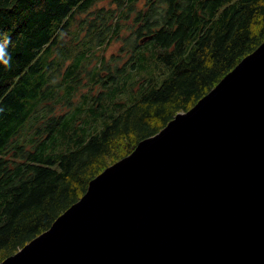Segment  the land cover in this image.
<instances>
[{
  "label": "trees",
  "instance_id": "trees-1",
  "mask_svg": "<svg viewBox=\"0 0 264 264\" xmlns=\"http://www.w3.org/2000/svg\"><path fill=\"white\" fill-rule=\"evenodd\" d=\"M263 39L264 0H0V261Z\"/></svg>",
  "mask_w": 264,
  "mask_h": 264
},
{
  "label": "water",
  "instance_id": "water-1",
  "mask_svg": "<svg viewBox=\"0 0 264 264\" xmlns=\"http://www.w3.org/2000/svg\"><path fill=\"white\" fill-rule=\"evenodd\" d=\"M0 264H264V39Z\"/></svg>",
  "mask_w": 264,
  "mask_h": 264
},
{
  "label": "clouds",
  "instance_id": "clouds-1",
  "mask_svg": "<svg viewBox=\"0 0 264 264\" xmlns=\"http://www.w3.org/2000/svg\"><path fill=\"white\" fill-rule=\"evenodd\" d=\"M8 42L4 44H0V63H3L6 67H11L10 60L11 56L7 54L6 45Z\"/></svg>",
  "mask_w": 264,
  "mask_h": 264
},
{
  "label": "rangeland",
  "instance_id": "rangeland-1",
  "mask_svg": "<svg viewBox=\"0 0 264 264\" xmlns=\"http://www.w3.org/2000/svg\"><path fill=\"white\" fill-rule=\"evenodd\" d=\"M102 4V2H98V5ZM120 47V41L116 40L111 46H109L108 48H105L104 49V55H108L111 51H116L117 49H119ZM97 49H100V48H97ZM125 56H123L124 58ZM153 64V63H151ZM132 76L134 77L135 76V73L132 74ZM162 79V78H161ZM94 86H98V84H95ZM88 87V85L84 86V88ZM132 87H136V81L134 82V85H132ZM126 97V95H125ZM179 112V111H178Z\"/></svg>",
  "mask_w": 264,
  "mask_h": 264
}]
</instances>
